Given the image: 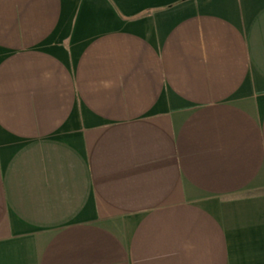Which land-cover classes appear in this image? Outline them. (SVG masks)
Segmentation results:
<instances>
[{
	"label": "crops",
	"instance_id": "crops-1",
	"mask_svg": "<svg viewBox=\"0 0 264 264\" xmlns=\"http://www.w3.org/2000/svg\"><path fill=\"white\" fill-rule=\"evenodd\" d=\"M0 264H264V0H0Z\"/></svg>",
	"mask_w": 264,
	"mask_h": 264
}]
</instances>
